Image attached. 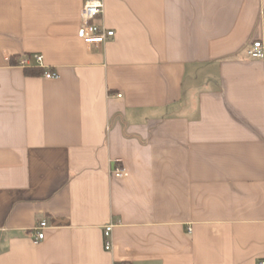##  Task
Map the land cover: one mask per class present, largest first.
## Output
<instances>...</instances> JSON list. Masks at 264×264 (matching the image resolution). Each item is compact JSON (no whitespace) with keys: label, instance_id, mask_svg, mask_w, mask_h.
I'll list each match as a JSON object with an SVG mask.
<instances>
[{"label":"crops","instance_id":"obj_1","mask_svg":"<svg viewBox=\"0 0 264 264\" xmlns=\"http://www.w3.org/2000/svg\"><path fill=\"white\" fill-rule=\"evenodd\" d=\"M84 1L0 0V264H257L264 0Z\"/></svg>","mask_w":264,"mask_h":264},{"label":"built area","instance_id":"obj_2","mask_svg":"<svg viewBox=\"0 0 264 264\" xmlns=\"http://www.w3.org/2000/svg\"><path fill=\"white\" fill-rule=\"evenodd\" d=\"M103 13V3L101 0H85L82 4L80 16L81 24L77 30V35L86 43L102 44L114 36V31L106 29L103 25L95 23L94 20ZM246 55L250 58L264 59V46L261 40H255L246 51ZM15 65L22 68L40 66L44 68L43 76L48 79H56L59 74L45 66L42 61V55L37 53H22L15 59ZM119 97L120 94H117ZM112 169V174L116 177H121L124 172V167L120 161H115ZM113 223L105 225L103 229V245L105 250H110L112 247V227ZM47 227L46 220H42L33 227V241L38 243L44 238V228ZM188 230H190L188 228ZM113 264H128L125 262H115ZM257 264H264V259H261Z\"/></svg>","mask_w":264,"mask_h":264},{"label":"trees","instance_id":"obj_3","mask_svg":"<svg viewBox=\"0 0 264 264\" xmlns=\"http://www.w3.org/2000/svg\"><path fill=\"white\" fill-rule=\"evenodd\" d=\"M27 72H28V73L37 74V73H39L40 71H39V70H33V69H31V70H28Z\"/></svg>","mask_w":264,"mask_h":264}]
</instances>
